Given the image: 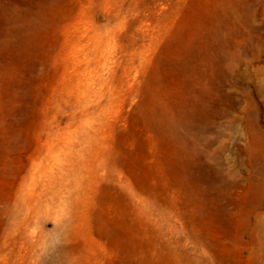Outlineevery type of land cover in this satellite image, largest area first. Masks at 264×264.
Here are the masks:
<instances>
[{"label": "rangeland", "instance_id": "obj_1", "mask_svg": "<svg viewBox=\"0 0 264 264\" xmlns=\"http://www.w3.org/2000/svg\"><path fill=\"white\" fill-rule=\"evenodd\" d=\"M0 264H264V0H0Z\"/></svg>", "mask_w": 264, "mask_h": 264}]
</instances>
